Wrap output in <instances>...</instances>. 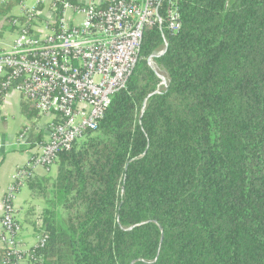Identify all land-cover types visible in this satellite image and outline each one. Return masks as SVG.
I'll return each instance as SVG.
<instances>
[{
	"label": "trees",
	"instance_id": "obj_1",
	"mask_svg": "<svg viewBox=\"0 0 264 264\" xmlns=\"http://www.w3.org/2000/svg\"><path fill=\"white\" fill-rule=\"evenodd\" d=\"M179 9L180 31L146 28L97 142L27 181L45 202V264H264V0Z\"/></svg>",
	"mask_w": 264,
	"mask_h": 264
},
{
	"label": "built area",
	"instance_id": "obj_2",
	"mask_svg": "<svg viewBox=\"0 0 264 264\" xmlns=\"http://www.w3.org/2000/svg\"><path fill=\"white\" fill-rule=\"evenodd\" d=\"M19 9L9 21L15 37L0 49V98L15 92L34 105L45 138L12 175L0 218V264H45L33 251L45 246V233L33 247L20 242L16 194L38 169L50 170L59 153L98 131L142 61L146 28L178 32L182 22L179 0H19ZM31 128L20 130L15 146L27 145Z\"/></svg>",
	"mask_w": 264,
	"mask_h": 264
},
{
	"label": "crops",
	"instance_id": "obj_3",
	"mask_svg": "<svg viewBox=\"0 0 264 264\" xmlns=\"http://www.w3.org/2000/svg\"><path fill=\"white\" fill-rule=\"evenodd\" d=\"M9 4L10 0H0V7L5 4ZM9 6V5H8ZM20 12L19 2H13L10 9L0 11L2 17V24L0 26V49L5 46L2 40L14 39V29L10 25V18ZM23 104H30L25 101L18 93H11L8 98L1 100L0 102V138L3 144V150L0 153V218L4 213V201L7 195V191L11 184L13 173L22 167L28 165V163L36 155L35 145L45 138L44 132H42L43 126L37 121L36 117H29L23 112ZM31 126V132L26 138V144L23 146H15L20 130L25 126ZM52 169V167H51ZM56 171V170H55ZM50 173V170L38 169L36 176L38 178L50 177L55 179L57 172ZM39 201L43 203L41 197L37 194V191L28 185L24 186L16 194L13 204L17 208V219L23 226V232L21 238L23 246L26 248L33 247L37 243V236L34 233L33 228V215L35 212V202ZM30 225L32 231L29 232L25 229V226ZM3 251V245L0 241V252ZM1 258V256H0Z\"/></svg>",
	"mask_w": 264,
	"mask_h": 264
},
{
	"label": "rangeland",
	"instance_id": "obj_4",
	"mask_svg": "<svg viewBox=\"0 0 264 264\" xmlns=\"http://www.w3.org/2000/svg\"><path fill=\"white\" fill-rule=\"evenodd\" d=\"M1 24H2V17L0 16V26H1ZM12 41H13V39H8V40H6V39H4V40H2L1 42H3V44H11L12 43ZM98 135V133L96 132L95 134H94V136L93 137H95L94 139H93V141H92V143L91 144H95V142H97V140H96V137H98L97 136ZM92 137V138H93ZM101 137V136H100ZM102 139V138H101ZM100 139V140H101ZM83 143V142H82ZM81 142L79 143V146L82 144ZM56 170V171H55ZM54 171L55 172H57L58 173V166L57 165H54L53 167H52V169H50V173L52 174V173H54ZM26 186V185H25ZM23 188V187H22ZM21 188V189H22ZM20 189V190H21ZM19 192V191H18ZM35 204V212H34V215H33V218H32V221H33V223H36L38 226H41V224H42V222H41V217H42V214H43V210L45 209V202H44V200H43V203H42V201L41 202H39L38 200L34 203ZM77 208L78 209H83V206L81 205H77ZM72 213H74V212H72ZM71 214L69 213V212H67V211H64V217H69ZM18 221H19V219H17ZM20 222V221H19ZM20 224H21V222H20ZM25 229H28L29 230V232L30 231H32V227L30 226V225H28V226H25L24 227ZM34 228V227H33ZM22 236V235H21ZM21 238V237H20ZM20 242H21V244H22V240H20ZM2 245L4 246V243H2ZM4 248V247H3Z\"/></svg>",
	"mask_w": 264,
	"mask_h": 264
},
{
	"label": "water",
	"instance_id": "obj_5",
	"mask_svg": "<svg viewBox=\"0 0 264 264\" xmlns=\"http://www.w3.org/2000/svg\"><path fill=\"white\" fill-rule=\"evenodd\" d=\"M166 50H167V46L165 47L164 53L166 52ZM164 53H162V54H160V55H153V56H151V57L149 58L148 62H149V64H150V66L153 68V70H155V68H154V66H153V62H152V60H153L154 58H156V57H159V56L163 55ZM155 71H156V70H155ZM156 73H157V72H156Z\"/></svg>",
	"mask_w": 264,
	"mask_h": 264
}]
</instances>
